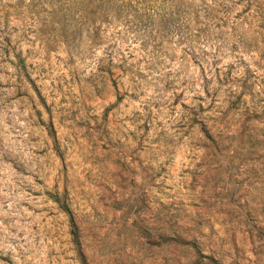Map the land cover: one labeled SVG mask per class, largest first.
<instances>
[{"label":"rangeland","instance_id":"374dc122","mask_svg":"<svg viewBox=\"0 0 264 264\" xmlns=\"http://www.w3.org/2000/svg\"><path fill=\"white\" fill-rule=\"evenodd\" d=\"M0 264H264V0H0Z\"/></svg>","mask_w":264,"mask_h":264},{"label":"trees","instance_id":"16d2710c","mask_svg":"<svg viewBox=\"0 0 264 264\" xmlns=\"http://www.w3.org/2000/svg\"><path fill=\"white\" fill-rule=\"evenodd\" d=\"M57 202H58V200H57ZM62 207H63V209H65V211L68 212V209L66 208V206H62Z\"/></svg>","mask_w":264,"mask_h":264}]
</instances>
